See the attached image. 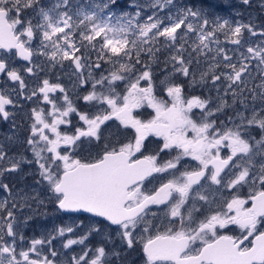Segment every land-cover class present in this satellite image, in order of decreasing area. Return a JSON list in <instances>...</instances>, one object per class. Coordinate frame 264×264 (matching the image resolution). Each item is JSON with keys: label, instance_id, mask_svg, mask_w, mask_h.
<instances>
[{"label": "snow or ice", "instance_id": "6c2138e0", "mask_svg": "<svg viewBox=\"0 0 264 264\" xmlns=\"http://www.w3.org/2000/svg\"><path fill=\"white\" fill-rule=\"evenodd\" d=\"M232 7L0 0V264H264V0Z\"/></svg>", "mask_w": 264, "mask_h": 264}, {"label": "rangeland", "instance_id": "374dc122", "mask_svg": "<svg viewBox=\"0 0 264 264\" xmlns=\"http://www.w3.org/2000/svg\"><path fill=\"white\" fill-rule=\"evenodd\" d=\"M85 2L86 0H81V3H85ZM140 2L143 3L144 0H140ZM119 3L122 9L132 10L129 8V6L134 5L136 3V0H119ZM176 3L177 5H194L197 7H203L215 15H219L224 18H228L230 20L237 18L234 16V8L232 6H236L238 4V0H176ZM252 11H253V15L257 14L255 10ZM146 14H150V13H146ZM163 14L164 13L162 12L161 15ZM244 19L247 20V13H245ZM221 39H223V37H221ZM159 78L162 79L163 76H160ZM28 83L29 85H31L32 83L31 79L28 80ZM186 91L195 92V91H204V90L199 88L191 89L186 85ZM187 95L190 96L193 95V93L192 94L188 93ZM150 112L151 110L147 109L146 112L143 113V115L146 114L148 116V113ZM28 182L31 183L30 180ZM49 211L50 214L46 219L37 218L35 221L30 222V225L28 227L23 229L27 239H31L33 236L39 238L41 233L45 232V230L52 229L56 225H68L73 222L74 217H69L68 215L63 213L55 214L54 212L51 211V206H49ZM78 250L79 249L77 247V251Z\"/></svg>", "mask_w": 264, "mask_h": 264}, {"label": "flooded vegetation", "instance_id": "af4514ba", "mask_svg": "<svg viewBox=\"0 0 264 264\" xmlns=\"http://www.w3.org/2000/svg\"><path fill=\"white\" fill-rule=\"evenodd\" d=\"M20 63H23V62H20ZM17 67H19V64L17 65ZM0 79H2V78H0ZM188 93H193V95H197V96H204L205 94H206V92H204V91H186L185 92V94L187 95ZM146 112V110H144L143 111V113H145ZM145 118H147L148 116L145 114V115H143ZM158 181H153V184L152 185H149V187H152V186H158ZM247 190L246 189H244L243 190V193H242V195L243 196H246L247 195ZM248 206H250V205H248ZM70 217V216H69ZM72 217H74V216H72ZM129 260H131V261H135V264H140V261L137 259V255H136V253L135 252H133V253H131L130 254V256H129Z\"/></svg>", "mask_w": 264, "mask_h": 264}]
</instances>
